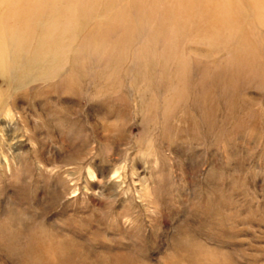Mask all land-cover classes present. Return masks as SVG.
I'll use <instances>...</instances> for the list:
<instances>
[{
	"label": "rangeland",
	"instance_id": "rangeland-1",
	"mask_svg": "<svg viewBox=\"0 0 264 264\" xmlns=\"http://www.w3.org/2000/svg\"><path fill=\"white\" fill-rule=\"evenodd\" d=\"M0 264H264V0H0Z\"/></svg>",
	"mask_w": 264,
	"mask_h": 264
}]
</instances>
